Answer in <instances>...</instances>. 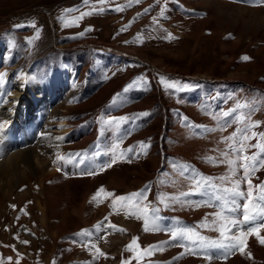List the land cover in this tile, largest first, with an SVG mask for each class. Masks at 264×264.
<instances>
[{"label": "rangeland", "instance_id": "rangeland-1", "mask_svg": "<svg viewBox=\"0 0 264 264\" xmlns=\"http://www.w3.org/2000/svg\"><path fill=\"white\" fill-rule=\"evenodd\" d=\"M78 1L0 0V73L3 72V80L6 74H10L12 92L17 91V78H26L28 91L23 95V101L28 102V108L25 110L26 117L21 121L26 122L34 116L35 106L42 104L47 108L46 95L50 96L42 84L34 80L27 82L29 78L32 79L33 72L41 77L54 63L66 62L78 68V79L83 83L80 89L84 95L81 100L71 102L73 85L66 88L64 84L62 88L59 84L53 86L50 83L52 96L56 97L51 117L59 116L60 120L65 118L70 128L85 116L87 121L89 115L98 119L120 89H131L134 100L123 103L119 112L127 114L131 111H144L152 115L140 132L136 131L125 139L126 131L114 138L111 151H119L124 141L125 153L122 152L116 162H110V167H105L101 172L93 171L90 175L82 170L81 176H69L65 168L55 165L57 156L67 146H62L61 151L50 147H34L40 141L49 142L46 140L48 136L60 140L61 135H58V139L46 133L44 140L29 145L47 158L48 163L41 160L42 164L37 166L33 158V164L21 161L19 167H10L9 170L2 168L10 163L3 160L5 156H13L30 147L7 153L0 145V264H264V244L260 243V238H253V234L245 236L248 240L246 244L249 245L247 253L233 252L235 257L227 262H211L208 255L202 254L200 259L188 255L182 249L185 246L173 244L169 240L171 236L161 226L155 230L150 224L146 231L143 219L133 213L132 207L122 208V202L113 204L115 197L124 196L128 191L137 190L148 182L159 188V183L173 179L169 173L175 168L172 158L163 157L162 151L160 154L159 144L152 145L154 148L148 152L149 143L143 142L147 138L150 142L158 143L164 121L161 108L168 112V130L163 141L168 154L176 153L183 159L197 162L215 180L230 184L220 179L229 174L228 165L217 164L208 158H216V161L224 159L222 153L228 152L224 138L228 137L231 129L222 125L219 115L221 110L210 112L209 107L220 105L229 114L228 121L234 118V114L239 117L241 113H249L250 107L237 108L238 104L255 107L251 121H259L260 125L251 131L264 133V3L249 7L231 0ZM258 2L249 0L247 4ZM179 4L183 10L179 9ZM106 5H110L112 13L120 15V20L125 22L118 26L119 18L109 12L106 13L109 16L101 18L104 11L99 9L105 10ZM117 6L124 7L116 11ZM69 9L72 11H66ZM20 13L26 17L21 20L12 19ZM83 13L91 14L80 18ZM94 30V35L100 39L94 38ZM169 34L174 38H169ZM86 40L99 41L101 44L117 43L135 49L140 56L147 57L148 62H158L159 67L170 70L175 76H158L161 85L159 92L164 105L157 102L148 66L130 59L110 60L101 64V49H89L88 45L83 46V49L78 48V45L87 43ZM7 41L10 46L6 45ZM7 46L10 48L4 56L3 49ZM245 56L249 59H243ZM69 70L72 71V68ZM178 74L189 78L182 79L176 76ZM95 79L101 83L91 87ZM173 82L175 86H169ZM137 90H141L138 91L140 94ZM38 94L43 101L37 98ZM147 99L148 106L146 102L138 104ZM21 121L14 125L18 126ZM190 121L196 124L195 127H200L203 134L192 131ZM6 132L10 135L12 131L6 128ZM91 139L89 137L84 145L74 142L68 147L82 149ZM251 142L255 144L257 140ZM128 150L134 151V159H128ZM159 168L161 170L158 172ZM50 169L56 173L52 174ZM252 174V183L259 181L255 174L264 178V167H259ZM5 175L14 182L12 196L6 194L9 188L3 186L2 178ZM192 185V180L181 178V184L178 183L176 188L169 191L167 198H159L154 189V192H145L144 200L148 203L156 200L159 213L161 210H174L182 216L197 220L209 215L210 220L207 222L210 225L216 219L213 213L221 210L220 203L214 200L211 203L210 200L187 199L185 196L173 200L181 187ZM101 187L104 193L93 200ZM50 189L61 198L56 206L59 211L56 217L52 214L53 205L47 196H52ZM106 193L113 195L107 196ZM18 196L23 198L19 199ZM79 216L83 220L82 224L78 223ZM108 221H113V224L125 231L106 233L103 224ZM97 225H100L99 230ZM94 227L95 231H92ZM82 230L93 232L94 235H76ZM196 231L212 239L220 238V232L210 226ZM239 234L240 230L235 228L227 233L228 236ZM259 236L264 238V231ZM134 237L138 238L137 242L129 249L127 246ZM21 241L29 243L23 244ZM165 241L168 243H161ZM96 248L105 255L99 256ZM8 257L12 259L8 260Z\"/></svg>", "mask_w": 264, "mask_h": 264}, {"label": "snow or ice", "instance_id": "snow-or-ice-1", "mask_svg": "<svg viewBox=\"0 0 264 264\" xmlns=\"http://www.w3.org/2000/svg\"><path fill=\"white\" fill-rule=\"evenodd\" d=\"M88 0H85L87 3ZM101 3L104 0H100ZM131 2V0H130ZM139 2V0H136ZM259 3H264V0H259ZM124 6H117L116 11H121ZM66 11H72L71 9ZM99 11H104L103 8L99 9ZM147 11V9L145 10ZM91 13H83V15H90ZM161 15H163V10L161 11ZM79 19V18H78ZM17 27H20L19 25ZM83 35V34H81ZM38 38V34H37ZM169 38H174L169 34ZM243 59L247 60L249 57L245 56ZM164 78H162V81ZM3 81V75H0V82ZM169 86H175L173 84ZM242 107H250V111L247 115L243 113L240 114L239 120L244 122V128L239 130V137L236 133L225 137V141L228 144V148L231 152H235V156H230L229 152H224L222 155L224 159L219 161L220 163H226L229 168V174L221 177L222 181L230 182V186H217L212 184V187L216 189V191L221 194L217 195L215 192L213 193V199L220 202L219 207L220 211L213 213L216 217L211 224L209 225L207 221L202 223V227H212L213 230L220 232V238L212 239L206 236L201 235L198 231L193 228H176L171 230V239L172 240H180V241H188L197 246V249L200 251L207 252L208 258H212V249L220 250V254L223 256H227L231 252L235 250H239L243 252V244L244 239L247 233L244 231H240V234L228 236L227 233L230 232L233 228L240 230L243 225H248V232H256L257 228H264V184L259 186L253 185L250 175L255 172L259 167H264V133H258L251 131L260 125L259 121L252 122L251 114L256 109L250 105H237V108ZM232 111H236L233 109ZM148 113H143V115H147ZM228 115V113H225ZM7 121H0V136L3 135L5 126L7 125ZM251 134L249 135V132ZM59 139V138H58ZM256 139L257 143L250 144L249 141ZM143 143V142H141ZM254 148L257 151L248 154V149ZM63 157L57 156V160H61ZM213 162H216V158H208ZM115 162L114 160L112 161ZM109 167L111 164L108 165ZM242 170V174H241ZM239 176V178H235ZM211 183V181H209ZM242 184H246V190L242 189ZM202 187H206V185L200 181H195V191H190L187 193H181V196L193 195L201 191ZM258 188L259 192L256 195L255 199L253 198V189ZM104 188L101 187L97 193L94 195L93 200H96L97 197L100 196L101 193H104ZM148 191V187L141 190L137 193H129L124 196L115 197L113 200V204L115 205L117 202H122L124 207H132L137 211L142 213L144 228L145 230H149V224L152 225V228L155 230L160 229V225L157 221L160 219L156 214L157 209L148 208L144 206L142 209L139 207L140 202L143 199H146L145 192ZM107 196H112V193H106ZM178 197H173V200H178ZM243 200L244 203L240 204L238 201ZM242 217V219L238 218ZM99 230L100 225L96 226ZM115 227V226H111ZM120 231H125L124 229H118ZM78 236H91L92 233L88 230H82L81 233H77ZM18 238V237H17ZM136 237L133 238L131 244L127 247L130 249L132 245L137 242ZM23 244L29 243L28 241H21ZM162 244L168 243L167 241L161 242ZM260 243L264 244V238L260 239ZM14 247V246H13ZM150 248L156 246H149ZM188 251V249H186ZM96 252L99 256H104L105 253L102 252L99 248H96ZM19 255V254H18ZM251 256V253H248ZM11 260V257L7 258Z\"/></svg>", "mask_w": 264, "mask_h": 264}, {"label": "bare ground", "instance_id": "bare-ground-1", "mask_svg": "<svg viewBox=\"0 0 264 264\" xmlns=\"http://www.w3.org/2000/svg\"><path fill=\"white\" fill-rule=\"evenodd\" d=\"M87 41V43L89 42V40H86ZM158 63V62H157ZM18 79V81H16L17 83V86H16V89H17V91H14V92H12V94L11 93H9L8 94V97L10 98L9 99V101L6 103V107H5V110L3 111V109L1 108V110H0V112H2V118L4 119V121H7L8 123H7V130L10 132V131H12V132H14L15 131V129L17 128V126H15L14 125V123H17V122H19V121H21L22 119H23V117H26V114H25V110L28 108V102H26V101H23L24 100V98H23V95L25 94V93H27V91H28V89H27V86L25 85V81H26V78H25V76H22V77H20V78H17ZM28 82V81H27ZM68 85V84H67ZM59 86L60 87H64V84L62 83V81H61V83L59 84ZM113 87V86H112ZM111 87V88H112ZM109 88V87H108ZM108 91V90H107ZM106 93V92H105ZM37 98H39V100L40 101H43V99L41 98V95L40 94H38L37 95ZM52 118H55V115L52 117ZM61 121L62 122H60L59 123V128L60 127H63V130L64 131H67V130H69L70 129V127H68L67 126V121H66V119L65 118H63V119H61ZM48 134V133H47ZM49 135H51V134H49ZM44 140V139H43ZM46 140L48 141V140H51V143H49V142H46V143H43V141H40L39 143H37L34 147H36V146H40V148L42 147V148H47V147H50V148H55L56 146H58L57 144H56V141L57 140H54L53 138H49V136L48 137H46ZM30 146H28V148H29ZM33 147H30L28 150H24V151H18V153H15V155H11L10 157H4V161L6 160V161H10V163H7V164H5V166L3 165V167L2 168H8V170H9V168L10 167H12V168H16V167H19L20 166V164H21V161L22 162H25V163H27V164H29V163H31L32 162V164H33V158L35 159V164H36V166L37 165H40V164H42L41 163V160H44V162L47 160V158L46 157H44L43 155H41L39 152H37L38 150H37V148L36 149H32ZM35 157H38V158H35ZM46 163H48V161H46ZM50 163V162H49ZM23 165V164H22ZM25 166H27L26 164H25ZM30 166V165H29ZM43 166V165H42ZM27 168V167H26ZM33 168H35V167H33ZM47 168V167H46ZM20 169V168H19ZM45 169V168H44ZM8 170H6V171H8ZM27 170V169H26ZM30 170V169H29ZM47 170V169H46ZM52 172L54 171L53 169H50ZM21 171V170H20ZM19 171V172H20ZM54 173H56V172H53L52 174H54ZM10 174V173H9ZM23 174V173H22ZM49 175V174H48ZM18 176V175H17ZM51 175H49V177H50ZM9 177V176H8ZM25 177V176H24ZM23 178V177H22ZM42 178H44V177H42ZM47 178V177H46ZM11 179V178H10ZM9 178L7 179V176L5 175L3 178H2V180H3V183L5 184V185H3L4 187H8L9 188V192H6V194H9V196H12L14 193L13 192H11V190L13 189V187H14V185H13V183L14 182H12L11 180H10ZM77 181V180H76ZM11 187V188H10ZM49 191V190H48ZM50 191H51V194H52V196L50 197V195L49 194H47V196L49 197V200L51 201V203H52V205H53V209H52V214H54V216L56 217L57 216V214H58V210H56V206L59 204V201L61 200V198H60V196H56L55 195V193H54V191H52V189H50ZM5 196H7V195H5ZM25 196V195H24ZM19 197V199H22L23 197L22 196H18ZM39 204L40 203H38L37 205L39 206ZM51 207V206H50ZM52 208V207H51ZM50 208V209H51ZM58 208V207H57ZM40 210V209H39ZM44 210V209H43ZM55 212V213H54ZM73 212H74V210H73ZM75 212H76V210H75ZM80 213V212H79ZM79 219V221H78V223H81L82 224V218L79 216L78 217ZM119 218V217H118ZM43 222H45V221H43ZM125 222V221H124ZM131 223V222H130ZM129 223V224H130ZM95 229V227L92 229V231H95L94 230ZM92 234H93V232H92ZM94 235V234H93ZM93 237V241H94V236H92ZM153 237V236H152ZM141 239V238H140ZM144 243V242H143Z\"/></svg>", "mask_w": 264, "mask_h": 264}, {"label": "crops", "instance_id": "crops-1", "mask_svg": "<svg viewBox=\"0 0 264 264\" xmlns=\"http://www.w3.org/2000/svg\"><path fill=\"white\" fill-rule=\"evenodd\" d=\"M119 5V4H118ZM110 7V5H106L104 8H105V10H104V16L102 15L101 16V18H105V17H107V16H109V15H106V13H111V14H114V13H112V10L109 8ZM114 17H118L119 19L117 20V22H118V26H120L121 24H123L124 22H125V20H120V15H117V14H114L113 15ZM90 26H92V25H90ZM92 27H94V26H92ZM95 34V30H94V33L92 34V35H94ZM95 36V37H94ZM94 36H91V37H94V38H96V39H100V38H98V37H96V35H94ZM97 42V41H96ZM99 42V41H98ZM106 44V43H105ZM110 44H113V45H116V46H119V47H121V48H123V49H126V50H128V51H132V52H135V53H139L137 50H135V49H132V48H128V47H126L125 48V46H121L120 44H117V43H110ZM128 48V49H127ZM139 58H142L143 56H140V55H137ZM117 57H115V61H118V60H121V59H119V58H117ZM145 59L146 60H148V58L147 57H145ZM152 65H154L155 67H157V68H161V67H159L160 65H158L157 64V62H150ZM158 65V66H157ZM164 69H165V67H164ZM168 71V70H167ZM170 71V70H169ZM168 71V72H169ZM173 72H176L177 73V71H173ZM182 73V72H181ZM183 74H186V73H183ZM187 74H190V73H187ZM198 75H200V74H198ZM112 82V81H111ZM113 83V82H112ZM110 86V85H109ZM106 87H107V85H106ZM144 102H146L147 103V105L146 106H148L149 105V99H147V100H142L141 102H139L138 104H142V103H144ZM137 104V105H138ZM146 106H144V107H140V108H145ZM74 125H72V127H73ZM160 130V129H159ZM159 132V131H158ZM87 140H89V137H87L86 139H82L81 140V144L82 145H84V143L87 141ZM162 249H163V247H161Z\"/></svg>", "mask_w": 264, "mask_h": 264}]
</instances>
